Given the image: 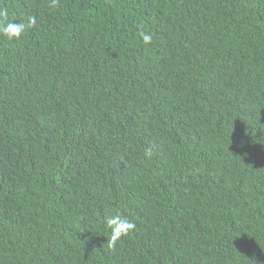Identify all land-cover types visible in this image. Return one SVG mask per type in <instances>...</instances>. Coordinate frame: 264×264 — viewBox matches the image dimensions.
Segmentation results:
<instances>
[{"label": "trees", "instance_id": "obj_1", "mask_svg": "<svg viewBox=\"0 0 264 264\" xmlns=\"http://www.w3.org/2000/svg\"><path fill=\"white\" fill-rule=\"evenodd\" d=\"M0 8V264H264V0Z\"/></svg>", "mask_w": 264, "mask_h": 264}, {"label": "clouds", "instance_id": "obj_2", "mask_svg": "<svg viewBox=\"0 0 264 264\" xmlns=\"http://www.w3.org/2000/svg\"><path fill=\"white\" fill-rule=\"evenodd\" d=\"M50 7H59V0H50ZM8 17L7 9L0 8V34L9 40L19 39L35 24V17H28L26 22H12ZM140 36L146 44L152 39L150 34L143 32L140 33ZM105 224L110 230L107 241L109 249H114L121 237L129 235L136 228V224L132 220L120 213L108 215Z\"/></svg>", "mask_w": 264, "mask_h": 264}]
</instances>
